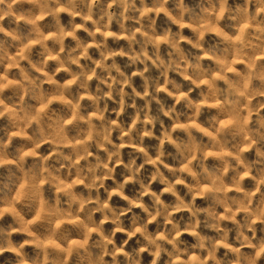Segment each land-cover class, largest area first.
<instances>
[{"label":"clouds","instance_id":"obj_1","mask_svg":"<svg viewBox=\"0 0 264 264\" xmlns=\"http://www.w3.org/2000/svg\"><path fill=\"white\" fill-rule=\"evenodd\" d=\"M0 264H264V0H0Z\"/></svg>","mask_w":264,"mask_h":264}]
</instances>
